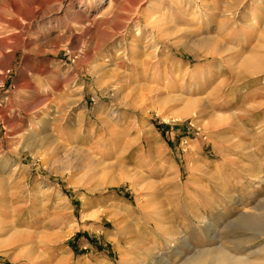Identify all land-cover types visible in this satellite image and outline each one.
<instances>
[{
	"label": "rangeland",
	"instance_id": "rangeland-1",
	"mask_svg": "<svg viewBox=\"0 0 264 264\" xmlns=\"http://www.w3.org/2000/svg\"><path fill=\"white\" fill-rule=\"evenodd\" d=\"M33 1L0 0V264H264V0Z\"/></svg>",
	"mask_w": 264,
	"mask_h": 264
},
{
	"label": "bare ground",
	"instance_id": "bare-ground-1",
	"mask_svg": "<svg viewBox=\"0 0 264 264\" xmlns=\"http://www.w3.org/2000/svg\"><path fill=\"white\" fill-rule=\"evenodd\" d=\"M44 2H46V1H43V0H34L33 1V3L35 5L37 4L39 6H42ZM7 24L10 25L11 27L17 28L16 25H15V22L10 21V22H7ZM196 101H198V100H196ZM196 101L190 102V103H194V104L195 103H199V102H196ZM216 104H215V106H217ZM27 133L29 134V131L28 130L26 131V134ZM30 133H32V132H30ZM256 218H257V216L255 217L252 214H244L243 213V214H240L239 217H237V220H238V222H240V221H242V222L243 221H249V222H251V221L256 220ZM201 223H202V226L205 227V231H206V229L210 228V225L209 224H206L205 222H201ZM205 233H207V232H205ZM227 252H225L224 250H222V247H220V246L212 247L210 249H204V250L196 253L197 254V255L195 254L196 257L194 259H192L191 261L188 260V262H186L185 264H255L254 262L247 261L246 259H243V258H236L235 256H232V255H230Z\"/></svg>",
	"mask_w": 264,
	"mask_h": 264
}]
</instances>
